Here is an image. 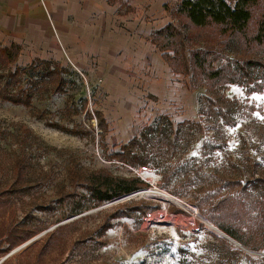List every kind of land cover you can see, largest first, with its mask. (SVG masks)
Instances as JSON below:
<instances>
[{"label":"rangeland","instance_id":"rangeland-1","mask_svg":"<svg viewBox=\"0 0 264 264\" xmlns=\"http://www.w3.org/2000/svg\"><path fill=\"white\" fill-rule=\"evenodd\" d=\"M108 1L149 24L143 38L153 43L183 0ZM263 11L264 0H258L251 31ZM198 33L216 39L213 28ZM55 63L65 69L61 93L40 82L30 108L0 102V260L8 255L0 264H264V75L249 85L215 86L221 114L211 109V84L206 88L203 77L191 84L182 73L175 82L187 86L185 107L174 101L172 108L145 113L136 97L135 111L121 113L116 103L126 97L111 98L99 77L68 59ZM221 63L224 56L214 66ZM5 74L0 69V83ZM28 77L22 75L20 86L27 87ZM161 117L176 138L154 152L153 165L132 169L115 161L111 154L120 143ZM119 127L127 136L120 138ZM98 171L145 185L94 205L89 187ZM209 225L223 234L228 229L234 237L225 235L250 252Z\"/></svg>","mask_w":264,"mask_h":264},{"label":"trees","instance_id":"trees-1","mask_svg":"<svg viewBox=\"0 0 264 264\" xmlns=\"http://www.w3.org/2000/svg\"><path fill=\"white\" fill-rule=\"evenodd\" d=\"M257 2L258 0H183L173 15V21L156 31L151 38L175 74L190 75L191 84L194 82L192 78L196 77H203L206 88L209 86L207 84H211L207 88L215 94L211 109L215 106L219 114L222 112V104L215 86L226 83L249 85L256 81L257 74L264 75V11L255 21L254 30H250ZM209 28L215 30L216 39H204L198 33ZM163 40L167 42L164 43ZM18 53V45H0V69L6 73V80L0 83V102L30 108L40 82L49 84L55 93L63 91L66 84L64 68L46 60L34 61L29 66L21 67L16 65ZM230 55L233 57L230 58ZM223 56L226 63L214 66ZM25 74L29 77L27 87L24 88L20 85L22 75ZM222 115L225 116L224 113ZM37 118L43 119V115L39 114ZM96 118L100 125L103 124L99 112H96ZM47 125L67 134H79L76 129L55 122H48ZM139 132L136 137L123 143L117 153L111 154L115 161L125 163L132 169L153 165L156 162L154 152L170 147L176 138L172 139L173 130L165 117L143 127ZM98 174L97 182L89 187L94 205L123 197L145 185L137 177L119 179L105 176L101 171ZM216 204L221 206L224 201ZM222 230L234 237L228 229L223 227Z\"/></svg>","mask_w":264,"mask_h":264},{"label":"crops","instance_id":"crops-1","mask_svg":"<svg viewBox=\"0 0 264 264\" xmlns=\"http://www.w3.org/2000/svg\"><path fill=\"white\" fill-rule=\"evenodd\" d=\"M149 27L135 14L117 12L108 0H0V45H18V63L68 59L99 77L111 98H127L116 103L121 113L135 111L136 97L145 113L172 108L174 101L180 107L188 103L187 86L175 82L179 74L143 38ZM118 132L127 136L121 127Z\"/></svg>","mask_w":264,"mask_h":264},{"label":"water","instance_id":"water-1","mask_svg":"<svg viewBox=\"0 0 264 264\" xmlns=\"http://www.w3.org/2000/svg\"><path fill=\"white\" fill-rule=\"evenodd\" d=\"M215 231L219 232L220 235H222L225 239H227L230 243L232 242L233 244H235L236 246H238L240 249L244 250V251H248L250 252L249 250H246V249H243L238 243H236L232 238L230 239L228 236H226L225 234L221 233L219 230L217 229H214ZM6 257L1 259L0 260V263L3 262L7 257L8 255H5Z\"/></svg>","mask_w":264,"mask_h":264},{"label":"bare ground","instance_id":"bare-ground-1","mask_svg":"<svg viewBox=\"0 0 264 264\" xmlns=\"http://www.w3.org/2000/svg\"><path fill=\"white\" fill-rule=\"evenodd\" d=\"M157 194H159V196L160 197H162L163 199H165V200H167V201H170V199H171V197H169V196H167V195H165V194H162V193H157ZM209 227L211 228V229H215V228H213L212 226H210L209 225ZM215 231V230H214Z\"/></svg>","mask_w":264,"mask_h":264},{"label":"built area","instance_id":"built-area-1","mask_svg":"<svg viewBox=\"0 0 264 264\" xmlns=\"http://www.w3.org/2000/svg\"><path fill=\"white\" fill-rule=\"evenodd\" d=\"M190 213H191V216H192L193 218L198 217V214H197L196 209H190Z\"/></svg>","mask_w":264,"mask_h":264}]
</instances>
